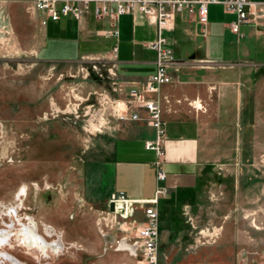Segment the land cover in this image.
Returning a JSON list of instances; mask_svg holds the SVG:
<instances>
[{"label":"rangeland","instance_id":"obj_1","mask_svg":"<svg viewBox=\"0 0 264 264\" xmlns=\"http://www.w3.org/2000/svg\"><path fill=\"white\" fill-rule=\"evenodd\" d=\"M30 19L24 1L0 0L2 252L24 264H136L126 249L105 245L95 220L107 207L85 193L95 176L98 118L116 109L109 66L41 59ZM242 124L233 112L227 128L218 127L220 180L179 240L159 247V264H264V120L245 152ZM23 225L34 226L32 241L39 235L51 245L61 235L62 246L34 247L23 241ZM44 225L56 232L47 236Z\"/></svg>","mask_w":264,"mask_h":264},{"label":"crops","instance_id":"obj_2","mask_svg":"<svg viewBox=\"0 0 264 264\" xmlns=\"http://www.w3.org/2000/svg\"><path fill=\"white\" fill-rule=\"evenodd\" d=\"M42 17L37 13L30 19L38 24L41 59L107 64L113 77V104L120 111L140 98L159 102L165 131L162 168L167 175V193L157 201L159 243L160 247L174 244L188 229V221H193L205 194L220 180L223 159L218 153L223 150L218 147V127L227 128L233 112L242 120L241 152L249 151V137L259 136L264 120V22L241 24L239 37L229 27L235 15L220 4L208 6L206 25L186 12L177 13L171 28L163 31L177 61L168 67L172 81L149 91L146 80L156 70V52L149 43L157 32L143 14L121 15L114 25L116 36L106 35L113 25L107 18H94L93 4L79 20L68 16L41 25ZM136 109L145 116L143 108ZM102 116L96 157L90 163L95 176L86 195L100 207H108L120 192L130 199H151L156 188L155 154L144 143L154 138L155 129L144 120H119L115 111ZM141 216L138 204L135 217ZM121 235L106 233L105 245L115 249Z\"/></svg>","mask_w":264,"mask_h":264},{"label":"built area","instance_id":"obj_3","mask_svg":"<svg viewBox=\"0 0 264 264\" xmlns=\"http://www.w3.org/2000/svg\"><path fill=\"white\" fill-rule=\"evenodd\" d=\"M25 10L34 18L37 13L43 17L41 25L46 21L59 20L61 17H74L81 19L93 4V15L96 20L107 18L112 23V28L106 30V35L116 36L118 30L114 26L121 15L141 13L154 23L156 38L149 43V47L156 52V70L146 80L147 89L156 91L160 85L172 81L168 73V67L176 64L171 48L167 45L163 31L172 26L174 16L177 13L186 12L195 16L198 23L206 25L208 22V6L220 4L228 13L235 15V19L229 23L230 30L239 37V27L243 23L258 26L264 22V1L252 0H22ZM130 106L125 111L115 109L119 120L131 119L144 120L155 129V136L146 140L144 147L155 154L153 167L155 171L156 188L151 199H130L124 193H118L110 200L113 210L106 208L95 220L100 233L105 234L110 230L121 232V236L115 240V249L120 248V243L125 242L131 248H124L136 259V264H159L160 243L158 231L157 201L160 196L167 193L165 185L167 175L162 168L163 142L165 131L161 118V106L156 100L140 98L137 103L129 101ZM116 107V104H115ZM143 108L145 116L142 117L136 108ZM117 201H120L119 205ZM117 204V205H116ZM142 206L141 219H137L135 213L137 205Z\"/></svg>","mask_w":264,"mask_h":264},{"label":"bare ground","instance_id":"obj_4","mask_svg":"<svg viewBox=\"0 0 264 264\" xmlns=\"http://www.w3.org/2000/svg\"><path fill=\"white\" fill-rule=\"evenodd\" d=\"M99 118H98V120H100ZM95 126H97V125L95 124ZM26 190H27V188L25 186L21 187L19 192L16 194V197H15L16 200H21L22 196L26 193ZM119 203H120V201H117L118 205H119ZM16 208H17L16 206L10 207L9 208L10 209L9 212L12 213V214L13 213L16 214L17 213ZM44 226H46V228L48 229L47 233H46L47 236H51V235H53L56 232L53 229L52 226H49V225H44ZM33 230H34V226L33 225H29V226L23 225V227L21 229V232H22L21 235H22L23 241H25L27 243L31 242L34 247H38V248L44 247L45 245H48L51 248H60L62 246L61 235H58L57 241L52 243L51 245L46 239H44L42 236H39V235H37V238L34 239V241H32V239H33L32 237L33 236H32L31 233H32ZM3 231L0 230V245H2L3 243H5L7 241L6 240V236L3 234L4 233ZM1 248L2 247H0V249ZM120 248H131L132 249V247H129V245L127 243H125V242H121L120 243ZM1 259H4L5 263L7 262V263H10V264H24L20 260L16 259L14 256H12L10 254H7V253H3V255L0 257V260ZM0 264H2V263L0 262Z\"/></svg>","mask_w":264,"mask_h":264},{"label":"flooded vegetation","instance_id":"obj_5","mask_svg":"<svg viewBox=\"0 0 264 264\" xmlns=\"http://www.w3.org/2000/svg\"><path fill=\"white\" fill-rule=\"evenodd\" d=\"M3 250L2 249H0V257L3 255V252H2ZM0 262L2 263V264H9V263H5V261H4V259H1L0 260Z\"/></svg>","mask_w":264,"mask_h":264},{"label":"water","instance_id":"obj_6","mask_svg":"<svg viewBox=\"0 0 264 264\" xmlns=\"http://www.w3.org/2000/svg\"><path fill=\"white\" fill-rule=\"evenodd\" d=\"M108 207H109V210L112 211L113 210V203L110 202Z\"/></svg>","mask_w":264,"mask_h":264}]
</instances>
